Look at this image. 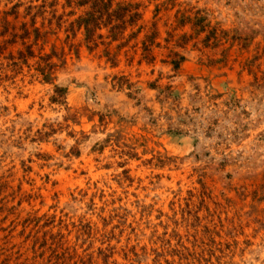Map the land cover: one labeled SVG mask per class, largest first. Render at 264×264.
<instances>
[{
  "label": "rangeland",
  "instance_id": "rangeland-1",
  "mask_svg": "<svg viewBox=\"0 0 264 264\" xmlns=\"http://www.w3.org/2000/svg\"><path fill=\"white\" fill-rule=\"evenodd\" d=\"M69 1L0 0V264H264V0Z\"/></svg>",
  "mask_w": 264,
  "mask_h": 264
},
{
  "label": "trees",
  "instance_id": "trees-1",
  "mask_svg": "<svg viewBox=\"0 0 264 264\" xmlns=\"http://www.w3.org/2000/svg\"><path fill=\"white\" fill-rule=\"evenodd\" d=\"M78 7H87V9L80 15L76 21L70 24V28L76 24L77 28L81 27L85 32V40L87 43L92 42L94 46H97V43L94 41L93 36L97 29L107 28L109 32L110 41L108 44L121 38L123 31L127 25L133 26L136 24L137 20L140 18L141 14L137 12V4H121L116 3L115 7L113 6L114 0H70ZM141 27L138 28L136 32L130 34V38L135 37L139 32ZM99 35L98 38H100ZM152 40L150 36H146L143 41V51L148 50V46L151 44ZM126 43V42H125ZM125 43L120 44L118 47L125 45ZM108 55V52H106ZM170 63L173 66V69H177L179 61H177V54L174 53ZM44 79H48L47 74Z\"/></svg>",
  "mask_w": 264,
  "mask_h": 264
}]
</instances>
